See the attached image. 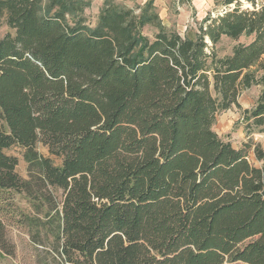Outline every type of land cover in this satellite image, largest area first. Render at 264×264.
Instances as JSON below:
<instances>
[{
    "label": "trees",
    "instance_id": "trees-1",
    "mask_svg": "<svg viewBox=\"0 0 264 264\" xmlns=\"http://www.w3.org/2000/svg\"><path fill=\"white\" fill-rule=\"evenodd\" d=\"M247 1L223 0L188 38L152 0H106L93 27L91 0H0V192L28 201L37 264H264V166L249 161L264 162V6ZM223 38L249 41L219 57ZM232 107L239 149L212 129ZM0 252L14 253L1 219Z\"/></svg>",
    "mask_w": 264,
    "mask_h": 264
},
{
    "label": "rangeland",
    "instance_id": "rangeland-1",
    "mask_svg": "<svg viewBox=\"0 0 264 264\" xmlns=\"http://www.w3.org/2000/svg\"><path fill=\"white\" fill-rule=\"evenodd\" d=\"M106 0H91L90 7L84 12L87 25L93 27L95 25L99 11ZM115 4L129 9H133L138 13V8L142 7L146 2L151 0H112ZM153 6L164 25L169 31L178 33L181 37L193 38L198 33V28L202 21L210 15L215 17L221 13L223 0H152ZM256 7L264 6V0H252ZM243 9H250L251 4L247 0H239ZM13 32L2 22L0 26V39L6 34ZM142 33L152 39L156 30L151 27H145ZM249 39L240 38L238 41H232L223 38L216 46L215 51L219 57L227 56L231 53L232 48L237 43H247ZM260 87H252L244 91L238 98L241 110H249L255 103L260 92ZM241 111L235 107L221 113L213 125V131L218 136L229 141L235 149L241 148L245 141L244 133L241 129ZM254 143L261 146L264 139L263 134H255L252 136ZM36 151L42 157L50 158L53 164L60 165V160L49 155L47 149L41 144L36 145ZM6 155L13 156L17 159L16 171L18 175L27 179V164L23 161V151L15 146L4 151ZM249 161L255 167L264 166V162H258L254 159L252 153L249 154ZM58 196L60 192H57ZM21 214H31V209L24 195L14 192H0V219L3 221L6 231V238L13 246L14 253L12 256H6L0 252V264H37V247L34 246L27 235L26 229L19 224ZM241 264V263H227Z\"/></svg>",
    "mask_w": 264,
    "mask_h": 264
},
{
    "label": "crops",
    "instance_id": "crops-1",
    "mask_svg": "<svg viewBox=\"0 0 264 264\" xmlns=\"http://www.w3.org/2000/svg\"><path fill=\"white\" fill-rule=\"evenodd\" d=\"M217 120V119H216ZM242 131H243V129H241ZM216 134H217V132H215ZM218 135V134H217ZM261 148L263 149V151H264V139H263V141L261 142Z\"/></svg>",
    "mask_w": 264,
    "mask_h": 264
}]
</instances>
